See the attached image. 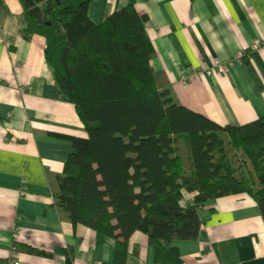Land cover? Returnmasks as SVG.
<instances>
[{"label": "crops", "instance_id": "1", "mask_svg": "<svg viewBox=\"0 0 264 264\" xmlns=\"http://www.w3.org/2000/svg\"><path fill=\"white\" fill-rule=\"evenodd\" d=\"M130 4L148 17L160 88L220 125L264 117V0H92L88 17L99 24ZM24 27L21 1L0 0V264H67L56 248L70 249L75 264H114V240L56 205L74 150L67 136L87 131L56 83L44 38L25 37ZM199 214L205 234L173 241L183 264H264V219L248 195L209 199ZM129 247L127 264H157L146 234L134 233Z\"/></svg>", "mask_w": 264, "mask_h": 264}, {"label": "trees", "instance_id": "2", "mask_svg": "<svg viewBox=\"0 0 264 264\" xmlns=\"http://www.w3.org/2000/svg\"><path fill=\"white\" fill-rule=\"evenodd\" d=\"M20 1L22 34L44 38L56 83L87 131L67 136L74 150L56 205L74 225L114 240V264H127L136 232L146 234L157 264H183L173 241L205 234L199 212L209 199L246 194L264 219V117L220 125L160 88L148 17L132 4L95 24L92 0ZM29 251L75 264L68 248Z\"/></svg>", "mask_w": 264, "mask_h": 264}, {"label": "built area", "instance_id": "3", "mask_svg": "<svg viewBox=\"0 0 264 264\" xmlns=\"http://www.w3.org/2000/svg\"><path fill=\"white\" fill-rule=\"evenodd\" d=\"M215 67H216L217 71L219 73H222V74L228 73V71H229L228 66H225L220 59H216L215 60ZM215 72H216V70L210 69V70L207 71V74H213Z\"/></svg>", "mask_w": 264, "mask_h": 264}, {"label": "rangeland", "instance_id": "4", "mask_svg": "<svg viewBox=\"0 0 264 264\" xmlns=\"http://www.w3.org/2000/svg\"><path fill=\"white\" fill-rule=\"evenodd\" d=\"M182 147H183V150H185V147H184V144L181 143ZM183 164H184V167H185V170L187 171V173H189V165H188V161H187V158H186V151L183 153Z\"/></svg>", "mask_w": 264, "mask_h": 264}]
</instances>
